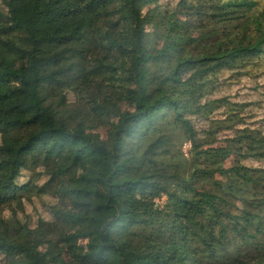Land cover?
<instances>
[{"label":"trees","instance_id":"16d2710c","mask_svg":"<svg viewBox=\"0 0 264 264\" xmlns=\"http://www.w3.org/2000/svg\"><path fill=\"white\" fill-rule=\"evenodd\" d=\"M155 3L2 0L0 208L24 209L36 186L19 183L22 171L40 168L49 179L37 194L73 205L33 229L0 217L3 264H264V230L261 243L250 240L264 202L241 207L216 181L233 175L263 197L264 169L208 164L264 161V136L230 126L239 146L215 154L196 126L230 103L211 99L216 76L264 57V11L257 15L255 0H179L165 11ZM150 18L160 47L151 45ZM20 55L27 62L14 67ZM187 69L196 71L185 78ZM69 92L85 101L79 119L67 115ZM92 115L115 116L106 137L89 126Z\"/></svg>","mask_w":264,"mask_h":264},{"label":"rangeland","instance_id":"374dc122","mask_svg":"<svg viewBox=\"0 0 264 264\" xmlns=\"http://www.w3.org/2000/svg\"><path fill=\"white\" fill-rule=\"evenodd\" d=\"M179 0H157V3L150 6V8L160 7L161 10L165 11L167 8L174 7ZM258 2L257 15L264 11V0H255ZM2 7V0H0V8ZM174 11V10H172ZM147 10L145 11V13ZM179 17L182 20L193 21L195 20V12L177 10ZM5 21H1L0 25L4 26ZM146 29L150 33L151 45L160 47L161 41L159 39L158 33L162 29H157V23L151 21V18L146 23ZM254 31V32H253ZM193 36H200L197 31H188ZM251 32L255 33V30ZM10 61L14 67H18L27 62V58L24 55L11 57ZM199 70V69H197ZM196 70L187 69L184 72V77L189 78L193 72ZM222 75V76H221ZM221 75H217L216 78L220 79L217 90L211 96V99H221L226 98L229 100V104L224 106L220 111L213 115L211 121L207 122H196V126L201 134L200 142L205 144L204 149L209 152L219 154L225 151H231L239 146L238 142H233L231 139L234 138V129L249 128L253 130H258L264 136V57L257 61L251 63L244 69H238L234 72H224ZM215 78V77H214ZM68 98V113L69 116H74L79 119L84 111H80L81 107L78 103L84 102V99L79 98L72 92L67 95ZM122 110L130 107L127 103L118 102ZM86 111L91 112L90 108ZM214 119L218 122H214ZM116 118L114 115L106 116L105 118L93 117L89 118V126L96 130L100 136L106 137L111 124L115 122ZM234 128L230 131L225 130L228 127ZM222 130L220 134L209 135V131L212 130L216 132L217 130ZM1 143V139H0ZM181 151L186 159L192 156V145L190 142H186L181 146ZM208 164L211 163H223L226 169L236 167L238 165H243L249 168L264 169V161H258L255 159L241 160L237 156H231L226 161L220 160V158L211 157L208 159ZM49 177L43 169H38L37 171L23 170L22 176L19 179L20 184H26L28 181L33 182V186L40 188L48 182ZM217 183L221 187L229 192H232L236 197L241 198L240 206L244 207V202L247 200H260L261 203L264 202L263 197H256L251 193H247L244 186L238 178L233 175H227L225 177H217ZM33 189L26 195L24 199V209L14 206L1 209L0 217L4 219H15L17 218L19 222L23 225L29 226L30 228H35L41 221L53 223L56 220V215L62 213L66 210L73 208V205L66 201L60 203L58 197L52 194L39 196L37 194V189ZM215 186H212L211 190H214ZM166 199L160 200L159 206H164ZM259 219L253 221L250 232L253 237L250 240H257L261 243L262 237L260 232L264 230V209L259 213ZM57 243V240L53 241ZM47 248H53V245H48ZM81 249L84 251L85 243H81ZM67 259L70 260V255H67ZM2 258H0V264H3ZM101 264H108L107 262Z\"/></svg>","mask_w":264,"mask_h":264},{"label":"built area","instance_id":"2783aa9c","mask_svg":"<svg viewBox=\"0 0 264 264\" xmlns=\"http://www.w3.org/2000/svg\"><path fill=\"white\" fill-rule=\"evenodd\" d=\"M160 204V200H156V205H159Z\"/></svg>","mask_w":264,"mask_h":264}]
</instances>
